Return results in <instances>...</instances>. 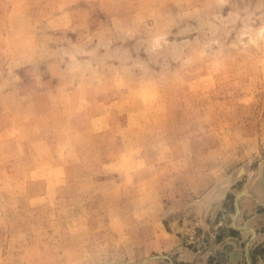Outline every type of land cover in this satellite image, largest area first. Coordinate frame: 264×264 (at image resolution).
<instances>
[{
  "label": "rangeland",
  "instance_id": "1",
  "mask_svg": "<svg viewBox=\"0 0 264 264\" xmlns=\"http://www.w3.org/2000/svg\"><path fill=\"white\" fill-rule=\"evenodd\" d=\"M0 264H264V0H0Z\"/></svg>",
  "mask_w": 264,
  "mask_h": 264
}]
</instances>
